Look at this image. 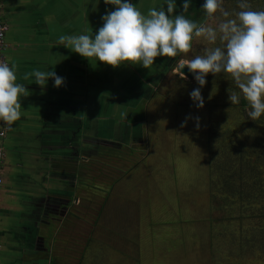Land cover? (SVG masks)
Wrapping results in <instances>:
<instances>
[{"label": "rangeland", "instance_id": "rangeland-1", "mask_svg": "<svg viewBox=\"0 0 264 264\" xmlns=\"http://www.w3.org/2000/svg\"><path fill=\"white\" fill-rule=\"evenodd\" d=\"M249 3L253 10H264V0ZM224 7L240 10L237 0H224ZM217 16L200 24L215 26L223 19ZM210 47L214 45L195 38L178 66ZM206 80L201 89L205 107L197 109L189 93L198 82L178 69L167 74L146 108L138 130L143 128L142 141L132 137L123 150L104 148L103 158L93 157L84 165L80 197L71 206L68 225L61 226L66 264H264V231L260 236L256 232L264 227V119H249L251 109L242 106L243 96L239 105L230 103L228 90L236 89L227 74L210 73ZM143 108L142 102L134 114H142ZM197 116L199 130L194 119L181 127L186 117ZM109 121L103 124L106 141H111ZM114 128L127 138L126 124ZM110 187L115 192L106 199L108 223L92 236L99 218L92 210L101 209L103 192Z\"/></svg>", "mask_w": 264, "mask_h": 264}, {"label": "crops", "instance_id": "crops-1", "mask_svg": "<svg viewBox=\"0 0 264 264\" xmlns=\"http://www.w3.org/2000/svg\"><path fill=\"white\" fill-rule=\"evenodd\" d=\"M1 1L8 26L7 57L10 65L16 66L17 82L24 84L29 92L21 101V119L10 127L4 138L0 137V149L5 153L0 161L3 180L0 186V264H66L62 251L68 250L61 244L66 242L61 226L68 225L71 207L68 209L61 204L56 208L60 216L47 220L41 217L38 226L35 223L40 216L41 197L65 199L56 192L57 186L63 188L67 182L65 175L75 178V193L68 200L70 206L80 197L83 159L74 160L72 165L61 152L60 156L54 153L59 148H71L72 137H77L82 146L85 135L82 136L80 124L75 120L82 117L85 126L89 118L86 101L89 73L88 59L59 45L58 39L61 35L88 34V15L96 26L98 22L103 26L104 15L98 0ZM34 70H54L65 79V84L57 88L50 79L42 89L35 84L34 77L24 79ZM100 77L102 79V74ZM96 120H99L97 115L95 125ZM1 128L2 122L0 132ZM82 129L84 132V127ZM57 163L59 173L51 170L56 169ZM65 163H68L67 168ZM56 174L60 178L55 177ZM59 232L64 236L61 240ZM59 244L62 249L57 256Z\"/></svg>", "mask_w": 264, "mask_h": 264}, {"label": "clouds", "instance_id": "clouds-1", "mask_svg": "<svg viewBox=\"0 0 264 264\" xmlns=\"http://www.w3.org/2000/svg\"><path fill=\"white\" fill-rule=\"evenodd\" d=\"M114 6L102 17L103 26L94 35H61L58 44L82 57L103 62L113 68L138 65L148 69L158 57H175L188 53L195 38H203L214 47L204 49L185 67L192 73L199 87L189 96L197 109L205 107L201 89L208 74L225 73L234 85L229 91V101L239 105L241 96L247 101L249 119L264 118V10H253L249 0H237L239 11L230 12L224 0H203L201 9L209 20L223 19L215 26L197 24L185 17L192 0H183V11L178 13L176 0H166V8L149 9L143 14L132 0H104ZM184 67V68H185ZM35 78V84L46 88L49 80L59 88L65 79L54 70H34L24 79ZM16 66L0 62V122L11 127L22 117V98L29 92L17 82ZM238 90V91H237ZM194 119L200 128V117Z\"/></svg>", "mask_w": 264, "mask_h": 264}, {"label": "flooded vegetation", "instance_id": "flooded-vegetation-1", "mask_svg": "<svg viewBox=\"0 0 264 264\" xmlns=\"http://www.w3.org/2000/svg\"><path fill=\"white\" fill-rule=\"evenodd\" d=\"M99 1V8L102 7L104 4V0H98ZM139 10L147 15L149 9L156 8L157 10L161 8H166V0H133L132 1ZM177 3V9L178 13L183 11L182 5L183 0H176ZM203 4V0H192L191 6L189 10L184 13L185 17L189 20H192L196 22L197 24H200L201 22H204V20L207 18L204 11L201 9V6ZM90 8V7H89ZM104 9V8H103ZM102 9V13L105 14L104 10ZM107 10H113V6L108 7ZM148 10V11H147ZM188 53H178L175 57H158L156 60V63H154L152 66H150L148 69H145L138 65H122L118 68H112L113 70H109L108 68L105 69L108 71H115L114 73V79L113 81H109L106 79V83L108 85H104L101 83L102 89L99 93V97L94 100L87 99V115L89 116L87 122L85 123V136H83V143L81 146L82 151V159H83V171H84V165H86L90 159L93 157L103 158L104 154L102 150L104 148L110 149L108 152L112 150H116V148H121L120 150H123L125 147H128L133 143L134 141L141 142V137L143 135V128L138 131L143 125L141 122L142 119L146 116V108L149 104H152V101L154 100V96H158V89L162 85V81L165 79L167 74L170 72L179 69L178 64L182 59L187 56ZM104 67V66H103ZM113 73V72H112ZM108 87V89H106ZM105 100L109 102L110 109L105 111ZM114 102V105H111ZM144 104V108L142 109V114L138 113L137 115L134 114V109L136 106H138L140 103ZM146 103V104H145ZM133 112L132 115L130 112ZM92 112H96L97 117L99 120L97 121V127L95 125V121H92L91 117ZM105 114H107L108 118H104ZM113 115V117H111ZM106 119H109L110 126L107 128V131L111 134L110 138L111 141H106L103 137L104 134V121ZM121 120L120 124H117V122ZM124 123V124H123ZM127 125V130L124 134L127 135L126 139H123L121 136H119L116 132V129L114 126L116 125ZM96 127V128H95ZM134 132V135H133ZM133 137V142H131V139ZM73 147H65L59 148L60 151H62L61 155H63L66 158H69L71 161V164L74 160L77 158L75 157L76 152L75 148ZM71 156V157H70ZM69 161V160H68ZM93 161H91L92 163ZM68 163H65V168H67ZM73 165V164H72ZM86 167V166H85ZM65 175L67 182L64 183L63 188L61 186H57V191L64 195L63 201L55 200L46 208V214L47 218H52L54 216L53 214H56L57 216H60V211H57L56 208H58V204H62V206H65L66 202L70 200V196L74 194V182L73 179H71V176ZM73 178V177H72ZM116 177H114L115 179ZM113 179V180H114ZM85 188H88L87 185ZM113 188V187H112ZM111 187L110 190H106L103 192L105 202L102 204V207L99 211L92 210V212H96L98 214L97 220L93 223V229H92V236H95L99 232H101L100 227L106 226L107 221L105 220L107 215V198L110 199L113 192H115L114 189ZM70 206V205H69ZM71 207V206H70ZM75 215V214H73ZM123 221V220H122ZM86 222V221H85ZM105 223V224H104ZM118 223H121L119 221ZM85 224V223H84ZM124 225V224H122ZM85 226H87L85 224ZM104 226V227H105ZM117 226V225H116ZM88 227V226H87ZM123 229V228H122ZM88 231V229H87ZM264 227H260L257 229V233L259 236L263 233ZM123 233V231H122ZM251 235V234H250ZM260 248L262 253H264V242L260 244Z\"/></svg>", "mask_w": 264, "mask_h": 264}, {"label": "trees", "instance_id": "trees-1", "mask_svg": "<svg viewBox=\"0 0 264 264\" xmlns=\"http://www.w3.org/2000/svg\"><path fill=\"white\" fill-rule=\"evenodd\" d=\"M89 6H90V4H89ZM89 6H88V8H89ZM108 7H111V6H109L108 4H105L102 7H100V11L104 8L103 10H104L105 14H103V15H106L108 13V11H109V10H107ZM113 10H114V6H113ZM92 21L95 24V21L93 20V18H91V16L88 15V29H89L88 35H94V32H95L94 29L97 28V30H98L100 27H102L99 24V22H98V25L96 26V25H94L92 23ZM92 25H94V27ZM90 27L92 28V30L90 29ZM87 66H88V73H89L88 74V77H89L88 85H89V87H88V97H87V99L94 100V99H97L100 96L98 91L100 89H102L101 83L104 84V85H108L104 81V80L108 79V77H109V81L112 82L114 77H115L114 76L115 71H108V70L104 71L106 69V67H103V65L101 66L100 62H96L95 59H92L91 62L88 60ZM100 74H103V76L105 75L103 77V79H101ZM242 106H248L246 100L242 101ZM93 121H94V118H93ZM256 126L259 127V125H257V124H256ZM253 127H255V125H253ZM73 133H74V130H73ZM76 138L72 137V140L74 139L73 143H72V147H73V149L75 148V150H74L75 152L77 151L78 146H80V144L78 143V139H76ZM77 170H78V168H77Z\"/></svg>", "mask_w": 264, "mask_h": 264}, {"label": "water", "instance_id": "water-1", "mask_svg": "<svg viewBox=\"0 0 264 264\" xmlns=\"http://www.w3.org/2000/svg\"><path fill=\"white\" fill-rule=\"evenodd\" d=\"M187 64H181L180 66H179V72L182 74V75H184L185 77H187V78H189V79H191V80H193L194 79V77H193V75H192V73L189 71V69L187 68V67H185ZM185 67V68H184ZM75 123H79L80 124V128H81V130H82V133H83V127H84V129H85V126H84V121H83V119H82V117H78L76 120H75ZM81 133V134H82ZM82 136H83V134H82ZM74 140V139H73ZM71 143V147H72V143H73V141H71L70 142ZM78 152L76 153V155H75V157L78 159V160H81L82 159V151H81V144H80V146H78ZM71 157V156H70ZM59 165H58V163H57V167H56V169L55 168H52L51 169V167H50V169L52 170V171H54V170H56L57 171V173H59V172H61L60 171V169H58L59 167H58ZM48 171V170H47ZM49 172H50V170H49ZM55 177H58V178H60V176H59V174H56L55 175ZM66 177H68V176H66ZM64 179H66L65 177H64ZM71 179H73L74 181H75V178L73 177V178H71ZM45 189V188H44ZM49 191V190H48ZM72 196H73V194H72ZM55 200H58V201H63L64 199H59V198H55V197H51V198H47V196H43V197H41V199H40V211H39V213H40V216L38 217V220H36L37 221V223H35L36 224V226H38V224H39V219L41 220V217L42 218H45V220H47L48 218H47V214H46V208L50 205V204H52V202L53 201H55ZM67 204H69V201H67L66 202V204L65 205H67ZM61 204H59V206H60ZM58 206V207H59ZM67 207V206H66Z\"/></svg>", "mask_w": 264, "mask_h": 264}, {"label": "built area", "instance_id": "built-area-1", "mask_svg": "<svg viewBox=\"0 0 264 264\" xmlns=\"http://www.w3.org/2000/svg\"><path fill=\"white\" fill-rule=\"evenodd\" d=\"M3 9L4 5L0 0V62H7L10 64L7 51H8V43H7V32L8 26L6 25L3 17ZM10 131V127L2 123V128L0 132V137L4 138ZM5 158V153L2 149H0V161ZM3 185V180L0 178V186Z\"/></svg>", "mask_w": 264, "mask_h": 264}]
</instances>
